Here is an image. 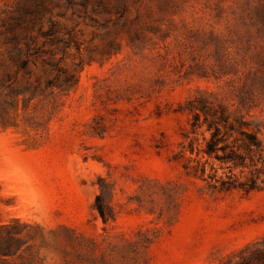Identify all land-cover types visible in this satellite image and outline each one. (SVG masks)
I'll list each match as a JSON object with an SVG mask.
<instances>
[{
    "label": "rangeland",
    "instance_id": "obj_1",
    "mask_svg": "<svg viewBox=\"0 0 264 264\" xmlns=\"http://www.w3.org/2000/svg\"><path fill=\"white\" fill-rule=\"evenodd\" d=\"M200 102L256 134L245 168L192 169ZM263 162L264 0H0V264H234L264 241Z\"/></svg>",
    "mask_w": 264,
    "mask_h": 264
},
{
    "label": "trees",
    "instance_id": "obj_2",
    "mask_svg": "<svg viewBox=\"0 0 264 264\" xmlns=\"http://www.w3.org/2000/svg\"><path fill=\"white\" fill-rule=\"evenodd\" d=\"M188 109L192 113V129L202 130V134H208L207 138H203V148L196 152L197 156L201 155V157H206L207 159L204 162L197 160L196 165L192 168L195 172L200 173L201 176L205 174V165L208 159H214L221 164H231L235 169H243L246 167V157L241 151L247 153L262 151L261 142L257 139L256 134L245 131L249 124L241 116H235L231 119L228 109L224 106L217 105L213 107L206 105L204 102H200L198 105L191 103ZM233 133L238 134L242 141V146H238L237 149L227 144V138ZM189 151L190 153L193 151L191 145L189 146ZM259 173L264 175L262 171ZM226 177L227 180H223L222 178L216 179L213 175L208 176L211 180V184L209 183L208 186L214 189L218 188L221 191L231 189L252 191L256 189L255 175H251L244 183H237L233 175H226ZM99 191V194L95 198L94 207L103 222H106L108 218L105 202L110 193L105 182H101ZM251 248H253L252 255H242L239 261L234 264H258L259 254L261 250H264V241L254 244Z\"/></svg>",
    "mask_w": 264,
    "mask_h": 264
}]
</instances>
